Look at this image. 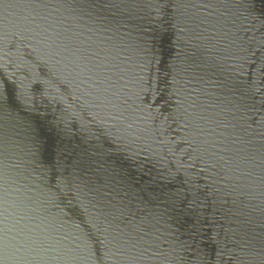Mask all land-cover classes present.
<instances>
[{"label": "water", "instance_id": "95a60500", "mask_svg": "<svg viewBox=\"0 0 264 264\" xmlns=\"http://www.w3.org/2000/svg\"><path fill=\"white\" fill-rule=\"evenodd\" d=\"M0 264H264V0H0Z\"/></svg>", "mask_w": 264, "mask_h": 264}]
</instances>
